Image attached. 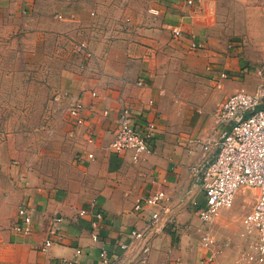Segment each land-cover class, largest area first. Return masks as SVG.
<instances>
[{
  "label": "crops",
  "instance_id": "crops-1",
  "mask_svg": "<svg viewBox=\"0 0 264 264\" xmlns=\"http://www.w3.org/2000/svg\"><path fill=\"white\" fill-rule=\"evenodd\" d=\"M43 1L59 11L74 8L73 0H0V22L9 24L18 15L22 20V7L32 8ZM217 3L162 0L149 6L150 11L161 13V20L153 16L129 27L109 25L111 31L117 29L113 38L90 35L89 40L82 39L92 55L71 72L68 87L63 89L82 101L86 119L75 123L78 146L74 173L56 187L39 181L33 168L22 157L16 158L13 150L0 147V264H101L90 220L79 216V209L93 201L102 207L105 218L101 233L107 245L113 246L122 232L141 224L134 205L157 188L164 189L174 202L148 230L152 249L142 264H208L212 260L211 264H222L224 253L234 255L240 250L243 254L247 250L242 219L239 235L231 221L232 211L222 209L210 225L197 215L196 209L205 205V195L201 182L191 173V165L201 153L197 139L215 130L212 110L218 107L216 103L236 91L254 90L261 82L259 69L264 66L258 68L259 76L246 78L248 67L237 51L226 54L210 37ZM109 5L114 11L111 2L105 3V8ZM99 6L104 9L102 2ZM60 14V18L72 20ZM174 25L181 26V36L173 34ZM194 42L204 46L193 49ZM226 72L229 77L222 76ZM125 106L133 110L139 127L156 124L151 150L138 159L131 150L116 155L110 147L119 112ZM91 152L95 159L88 158ZM254 190L240 193L235 204L253 203L250 197ZM21 205L33 210L30 234L12 229ZM60 215L64 219L53 233L55 218ZM208 226L210 232L199 237L200 229ZM205 235L212 242L206 243ZM48 238L53 243L40 250ZM77 248L82 251L77 253Z\"/></svg>",
  "mask_w": 264,
  "mask_h": 264
},
{
  "label": "rangeland",
  "instance_id": "rangeland-1",
  "mask_svg": "<svg viewBox=\"0 0 264 264\" xmlns=\"http://www.w3.org/2000/svg\"><path fill=\"white\" fill-rule=\"evenodd\" d=\"M161 1L73 0L70 11L56 10L50 2L43 1L32 8L22 7V20L18 15L9 24L0 22V147L13 150L16 158L22 157L39 181L58 187L76 168L77 125L69 117V102L57 98L68 87L71 72L82 64L74 50L76 43L89 40L90 35L113 38L117 29L111 31L109 25L129 27L153 16L161 20V13L149 8ZM110 2L115 5L114 11L111 5L105 8V3ZM60 13L72 20L60 18ZM212 15L210 37L220 43L226 54L237 51L244 67H248L246 78L259 76L258 68L264 65V0H218ZM226 76L230 74L226 72ZM250 198L253 203L239 202L228 210L232 211L231 221L239 235L241 219L255 203V190ZM209 230V226L200 229L199 237ZM225 254L220 263L240 264V250L234 255Z\"/></svg>",
  "mask_w": 264,
  "mask_h": 264
},
{
  "label": "built area",
  "instance_id": "built-area-1",
  "mask_svg": "<svg viewBox=\"0 0 264 264\" xmlns=\"http://www.w3.org/2000/svg\"><path fill=\"white\" fill-rule=\"evenodd\" d=\"M192 2L193 0H188V3ZM59 17L62 15L59 14ZM171 29L175 36L183 34L179 25H174ZM203 46L201 42L192 44L193 49ZM75 50L82 60L92 55L88 44L83 40L76 43ZM259 72L261 82L254 90L236 91L214 110L212 114L217 121L215 130L197 139L201 153L191 165V173L201 182L205 195V205L196 209L197 215L204 221H212L222 209L232 208L240 193L255 189V203L242 218V235L248 239V248L242 254L240 264H264V66ZM93 94L96 95L97 92L94 91ZM61 97L72 100L69 102V115L76 124H82L86 120L82 113V101L68 92L57 95V98ZM117 122L110 144L116 155L131 150L134 152V159H138L142 153L151 150L156 134L154 122L139 127L129 106L120 110ZM87 156L95 159L93 152ZM78 157L82 158L83 155L78 154ZM173 202V198L162 188L139 199L134 209L141 215V224L122 232L113 246L107 245V239L102 236L105 213L96 201L79 209L78 214L90 220L91 238L99 243L101 264H142L148 260L152 249L148 230L163 212L171 210ZM148 208L153 209L147 212ZM63 219L61 215L55 218L53 233L58 228L56 225ZM33 220V210L27 205H21L12 229L30 234L33 231ZM203 240L206 243L212 242L208 235L203 236ZM52 243V238L46 239L40 250H47ZM81 251V248H77V253Z\"/></svg>",
  "mask_w": 264,
  "mask_h": 264
}]
</instances>
